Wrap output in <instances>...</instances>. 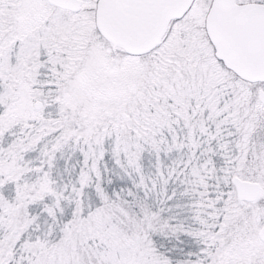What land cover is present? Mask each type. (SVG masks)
Masks as SVG:
<instances>
[{"label":"snow or ice","instance_id":"obj_1","mask_svg":"<svg viewBox=\"0 0 264 264\" xmlns=\"http://www.w3.org/2000/svg\"><path fill=\"white\" fill-rule=\"evenodd\" d=\"M0 264H264V0H0Z\"/></svg>","mask_w":264,"mask_h":264}]
</instances>
